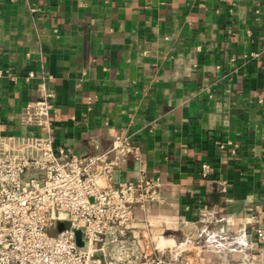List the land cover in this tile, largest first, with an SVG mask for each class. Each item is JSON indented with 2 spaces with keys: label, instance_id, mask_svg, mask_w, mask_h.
<instances>
[{
  "label": "crops",
  "instance_id": "0c3cea01",
  "mask_svg": "<svg viewBox=\"0 0 264 264\" xmlns=\"http://www.w3.org/2000/svg\"><path fill=\"white\" fill-rule=\"evenodd\" d=\"M0 73L3 134L42 135L20 114L46 88L55 149L139 148L107 185L161 180L128 231L153 257L243 264L223 237L246 236L264 264V0H0Z\"/></svg>",
  "mask_w": 264,
  "mask_h": 264
},
{
  "label": "built area",
  "instance_id": "2783aa9c",
  "mask_svg": "<svg viewBox=\"0 0 264 264\" xmlns=\"http://www.w3.org/2000/svg\"><path fill=\"white\" fill-rule=\"evenodd\" d=\"M33 78L30 72L26 81ZM51 98L45 88L41 99L20 114V123L39 129L40 137L20 141L0 128V264H189L184 252L190 240L163 254L155 247L160 255L153 257L141 248L136 233H128L136 208L163 202L159 178L141 172L135 183L107 185L128 156L140 159L139 148L129 138L117 137L106 154L83 157L55 149ZM227 145L236 151L237 146ZM28 173L32 175L26 178ZM211 173L209 163L201 164L203 179ZM57 224L68 226L56 236L48 235ZM77 231L85 248L77 245ZM224 236L232 244L224 248L228 254L241 252L243 264H255L246 236ZM256 239L264 244V228Z\"/></svg>",
  "mask_w": 264,
  "mask_h": 264
},
{
  "label": "rangeland",
  "instance_id": "374dc122",
  "mask_svg": "<svg viewBox=\"0 0 264 264\" xmlns=\"http://www.w3.org/2000/svg\"><path fill=\"white\" fill-rule=\"evenodd\" d=\"M32 175L31 173L26 174V178H29V176ZM66 228L65 224H57L56 228L49 229L48 235L50 236H56V234L60 231Z\"/></svg>",
  "mask_w": 264,
  "mask_h": 264
},
{
  "label": "water",
  "instance_id": "95a60500",
  "mask_svg": "<svg viewBox=\"0 0 264 264\" xmlns=\"http://www.w3.org/2000/svg\"><path fill=\"white\" fill-rule=\"evenodd\" d=\"M76 242H77L78 247L80 248L86 247L85 242L83 240V234L81 231L76 232Z\"/></svg>",
  "mask_w": 264,
  "mask_h": 264
},
{
  "label": "trees",
  "instance_id": "16d2710c",
  "mask_svg": "<svg viewBox=\"0 0 264 264\" xmlns=\"http://www.w3.org/2000/svg\"><path fill=\"white\" fill-rule=\"evenodd\" d=\"M66 226V225H65Z\"/></svg>",
  "mask_w": 264,
  "mask_h": 264
}]
</instances>
